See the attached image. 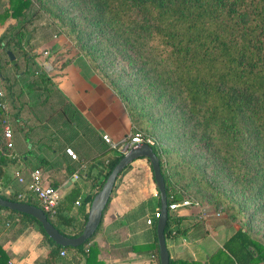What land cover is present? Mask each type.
Listing matches in <instances>:
<instances>
[{
  "label": "crops",
  "instance_id": "1",
  "mask_svg": "<svg viewBox=\"0 0 264 264\" xmlns=\"http://www.w3.org/2000/svg\"><path fill=\"white\" fill-rule=\"evenodd\" d=\"M8 7V0H0V77L7 106V111L1 113L9 119L13 149L0 147V154L15 162L5 168L6 178L0 183V192L9 196L24 189L15 178L16 171L20 170L28 179L31 172L39 170L44 183L58 190L60 203L72 190H80L78 204L64 212L79 228L90 208L83 200L95 193L106 172L104 161L121 154L111 149L102 135L119 142L130 134L131 122L121 102L103 90L81 66L72 62L58 68L45 49L50 40L40 44L33 37L35 28L13 18L6 10ZM8 52L14 53L15 64ZM1 136L2 133L0 139ZM66 148L75 152L79 162L66 156ZM75 173L77 180L73 178ZM156 192L146 159H137L122 171L90 243L98 248V261L159 264L153 219L160 208ZM170 213L174 226L170 224L166 246L175 264L224 262V256L218 253L236 227L221 237L226 225L202 222L197 211L190 207ZM148 219H153L152 225L147 224ZM18 221L9 212L0 210V245L9 256V264H39L48 247L35 226L26 224L14 234L12 230ZM65 257L66 264H84L77 253L67 252Z\"/></svg>",
  "mask_w": 264,
  "mask_h": 264
},
{
  "label": "trees",
  "instance_id": "2",
  "mask_svg": "<svg viewBox=\"0 0 264 264\" xmlns=\"http://www.w3.org/2000/svg\"><path fill=\"white\" fill-rule=\"evenodd\" d=\"M86 1L88 9L97 13L95 23H103L122 48L130 52L129 63H137L146 76L151 75L149 84L168 102L177 101L183 107L184 114L195 123L199 141L219 154L235 177L242 176L250 183L253 195L261 201L259 207L264 209V0ZM8 5L6 10L13 18L30 23V0H8ZM11 63L15 64L16 59ZM2 118L1 113V148L5 147ZM152 148L160 159L168 209L169 205L183 201V194L171 182V169L164 170L165 161L159 150ZM122 156L104 161L106 172L93 196L86 197L83 204L90 206ZM14 162L0 154V183L6 178L5 168ZM79 196L80 190L74 189L59 202L54 215L45 213L48 221L69 238L80 235L87 220L88 214L76 228L75 220L64 215ZM0 197L42 209L36 200L18 199V193L5 196L0 192ZM0 210L19 219L12 230L14 234L26 224L37 228L48 247L39 264H66L61 251L77 253L84 264H103L97 260V246L90 244L99 227L84 245L61 247L49 239L34 218L2 207ZM171 221L168 211L165 239L170 235ZM156 249L159 262L157 244ZM219 254L224 256L222 264L264 263V245L243 228L234 231ZM169 263L175 264L172 259ZM0 264H9V256L1 245Z\"/></svg>",
  "mask_w": 264,
  "mask_h": 264
},
{
  "label": "rangeland",
  "instance_id": "3",
  "mask_svg": "<svg viewBox=\"0 0 264 264\" xmlns=\"http://www.w3.org/2000/svg\"><path fill=\"white\" fill-rule=\"evenodd\" d=\"M29 10L33 37L40 44L50 40L45 49L53 63L59 68L75 62L121 102L131 132L119 142L109 137L113 143L136 134L153 140L165 161L164 170L171 169V182L188 203L182 208L197 211L202 222L226 225L221 237L230 228H243L264 245V209L250 183L235 177L219 154L204 147L183 107L168 102L149 84L151 75L146 76L137 63H129L130 52L103 23H95L97 13L88 9L87 1L30 0Z\"/></svg>",
  "mask_w": 264,
  "mask_h": 264
},
{
  "label": "water",
  "instance_id": "4",
  "mask_svg": "<svg viewBox=\"0 0 264 264\" xmlns=\"http://www.w3.org/2000/svg\"><path fill=\"white\" fill-rule=\"evenodd\" d=\"M27 41H28V37L26 39V43ZM8 55L10 57V60L14 59L11 52H8ZM140 158H144L149 161L152 169L155 187L159 194L160 217L156 220V227H155L156 239L158 245L159 264H170L169 263L170 257L167 250L166 239H165V228L167 226V221H168L165 182L161 173L160 159L154 153L153 148L146 144L135 145L134 147H132L122 156L119 162L113 167L110 174L106 178L104 184L102 185L101 189L96 193V195L92 199L87 215V220L85 222L82 232L80 233V235L74 238H69L62 235L48 221L45 212L40 208L29 205L27 203L9 201L1 197H0V207L9 209L11 211H15L20 214L28 215L34 218L37 222L41 224L46 235L56 245L61 247H71V248L80 247L84 245L85 242L88 239H90L98 229L103 217V213L109 203L112 190L118 176L133 161Z\"/></svg>",
  "mask_w": 264,
  "mask_h": 264
},
{
  "label": "built area",
  "instance_id": "5",
  "mask_svg": "<svg viewBox=\"0 0 264 264\" xmlns=\"http://www.w3.org/2000/svg\"><path fill=\"white\" fill-rule=\"evenodd\" d=\"M1 77H0V110L3 112L7 111L6 106V100L5 95L1 89ZM2 130H3V138L5 142V147L8 150L13 149V142H12V129L9 122V119L7 116H4L2 121ZM102 140L108 144L111 149L117 150L122 155H124L128 150H130L135 145L140 144H146L150 147H154L155 143L150 138H144L140 134H136L132 137H130L128 140H124L119 144L113 143V141L109 138L108 135H102ZM65 154L69 157V159L73 162H79V159L75 152L71 148L65 149ZM81 167H84L83 164H81ZM15 178L17 179L18 183L24 187L23 190H21L18 193V199L20 200H28L33 199L40 203L42 210L49 214L50 216L55 214L56 208L58 207V204L60 202V196L57 189H54L50 187L49 185H46L44 183L43 175L39 170H35L30 173L28 179L25 178L23 172L16 171L15 172ZM73 178L75 180L78 179V175L75 173L73 175ZM156 197L158 198V193H156ZM75 204H78L76 202ZM188 203L185 201H181L179 203H174L172 205H169L168 211L175 212L179 208H182L183 206H186ZM160 217L159 210L154 213L153 219L154 221L157 220ZM153 219H148L147 224L152 225ZM88 248V247H87ZM85 249V252L88 251V249ZM61 257L67 256L66 251L60 252Z\"/></svg>",
  "mask_w": 264,
  "mask_h": 264
}]
</instances>
